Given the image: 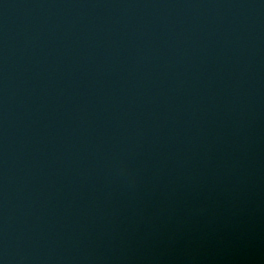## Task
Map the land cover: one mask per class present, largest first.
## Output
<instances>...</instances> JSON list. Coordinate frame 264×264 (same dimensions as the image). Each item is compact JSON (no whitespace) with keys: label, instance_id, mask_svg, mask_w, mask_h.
<instances>
[{"label":"water","instance_id":"1","mask_svg":"<svg viewBox=\"0 0 264 264\" xmlns=\"http://www.w3.org/2000/svg\"><path fill=\"white\" fill-rule=\"evenodd\" d=\"M0 264H264V0H0Z\"/></svg>","mask_w":264,"mask_h":264}]
</instances>
